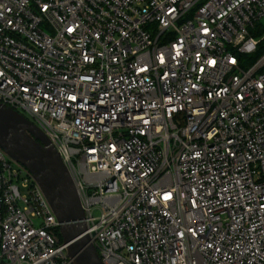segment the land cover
I'll use <instances>...</instances> for the list:
<instances>
[{
	"label": "built area",
	"instance_id": "obj_1",
	"mask_svg": "<svg viewBox=\"0 0 264 264\" xmlns=\"http://www.w3.org/2000/svg\"><path fill=\"white\" fill-rule=\"evenodd\" d=\"M263 20L264 0H0V103L60 153L103 264H264V54L240 58ZM59 228L0 146V264H72Z\"/></svg>",
	"mask_w": 264,
	"mask_h": 264
},
{
	"label": "water",
	"instance_id": "obj_2",
	"mask_svg": "<svg viewBox=\"0 0 264 264\" xmlns=\"http://www.w3.org/2000/svg\"><path fill=\"white\" fill-rule=\"evenodd\" d=\"M0 146L29 170L44 191L60 222V234L72 264H103L87 233L77 186L60 153L37 125L2 103Z\"/></svg>",
	"mask_w": 264,
	"mask_h": 264
},
{
	"label": "rangeland",
	"instance_id": "obj_3",
	"mask_svg": "<svg viewBox=\"0 0 264 264\" xmlns=\"http://www.w3.org/2000/svg\"><path fill=\"white\" fill-rule=\"evenodd\" d=\"M257 36H260V34H258ZM260 47L261 48H260L259 52L252 53V54L240 55V58L243 61L245 68H249L252 65H254L261 58V56L264 54V43ZM22 113H24L29 118V115H27L25 112L22 111ZM94 213H95V216H99L98 210H96ZM59 232H60V228H59Z\"/></svg>",
	"mask_w": 264,
	"mask_h": 264
},
{
	"label": "trees",
	"instance_id": "obj_4",
	"mask_svg": "<svg viewBox=\"0 0 264 264\" xmlns=\"http://www.w3.org/2000/svg\"><path fill=\"white\" fill-rule=\"evenodd\" d=\"M57 234H58V237L60 238V240L62 241V237H61L59 230H57Z\"/></svg>",
	"mask_w": 264,
	"mask_h": 264
}]
</instances>
